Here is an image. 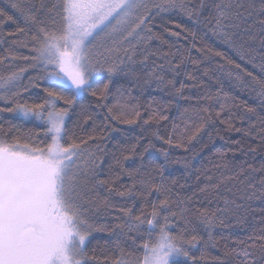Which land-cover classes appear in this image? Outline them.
<instances>
[{"label":"snow or ice","instance_id":"snow-or-ice-1","mask_svg":"<svg viewBox=\"0 0 264 264\" xmlns=\"http://www.w3.org/2000/svg\"><path fill=\"white\" fill-rule=\"evenodd\" d=\"M9 3L23 20L24 27H18L17 33L30 37V40L21 42L22 46L29 47V55L20 57L26 62L25 67L0 76V89H4L0 101L14 104L11 108L0 107V112L34 118L40 122L43 134L27 133L21 137L14 134L13 127L0 128V264H188L189 261L196 264L198 258L191 254V250L201 243L205 247L216 244L212 230L217 226L218 213L221 216L230 214L237 224L248 223L249 202L264 200V175L257 182L253 177L255 173L264 174V162L258 168L248 165L250 171L246 180L240 181L245 187L239 190L237 199H226L223 208L198 207L193 210L185 205L184 200L172 197L173 189L164 180L163 170L168 166L169 156L166 149H157L165 157L164 164L155 166L159 180L151 174L145 178L141 171L143 164L125 169L119 158L116 163L120 165V172L114 178L98 179L100 165L97 160L100 157L96 152L101 149L98 144L90 148L89 141L102 140L105 130L87 138L77 137L75 133L69 135L68 120L78 106L79 116L85 123L92 119L88 106L79 102L90 95L100 105L107 98L109 83L92 90L93 84L104 73H107L109 82L120 72L139 82L140 77L135 71H125L121 66L125 64L124 57L134 62L141 45L145 54L140 63L148 69L143 84L155 83L160 91L188 99L183 96V82L176 87V77L181 75L188 60L193 64L200 63L191 57V49L187 54L179 50L148 51L149 42L159 39L151 25L158 17L163 18V14L173 12H179L198 26L196 31H189L193 41L197 31L202 30L201 40L211 35L224 46L225 51H217L208 45H191L206 58L211 53L225 61L227 68L225 64H218L219 70L241 92L254 94L264 109V51H258L264 50V0H39V3L36 0H9ZM5 20L15 23L12 16L0 9V23ZM175 26L181 27L180 24ZM171 34L179 35L177 32ZM177 55L180 59L174 62ZM149 56L157 58L151 65L148 64ZM7 59L0 57V64ZM11 59L17 57L12 55ZM29 61L31 63H27ZM247 65L258 69V74L250 71ZM29 69L38 72L37 77L29 78L30 82L32 79H46L51 85L44 89L42 102L31 105L20 103L16 99L19 92L11 90ZM187 75L193 79L191 74ZM204 75H208L207 69ZM203 99L211 100L212 97ZM225 107L222 103L221 111ZM245 110L256 114L254 108L245 106ZM198 112L207 113V116L201 115V122L194 128L185 123L175 143L173 133L178 125H173V133L167 137L155 132L152 135L169 147H185V138L190 144L212 122L209 107H202ZM109 113H112L111 108ZM139 115L135 111V116ZM219 115L217 112L216 116ZM122 116L113 115L112 119L128 124L136 122L135 119L123 120ZM166 119L168 117L154 113L144 123ZM257 119L260 124L258 137L264 146V116L257 115ZM228 128L232 129L230 122ZM93 132L96 133L95 127ZM248 134L245 131V135ZM22 139L25 142H21ZM135 147L133 145V152ZM153 147L149 141L144 151ZM256 150V147L250 148L253 153ZM220 155L223 158V153ZM123 159L131 157L124 156ZM240 172L244 173L245 169L241 167ZM120 175H127L132 181L121 186L123 191L116 187ZM89 183L105 189L109 195L115 193L144 202L138 213L134 203L118 208L124 222L114 225L111 234L116 235L115 229H120L121 234L131 241V248L121 247L117 239L118 255L111 259L105 257L104 261L95 255V249L92 255L88 253L91 233L103 230L90 223L85 215L81 187ZM200 191L206 192L208 187ZM154 195L156 199L149 207V198ZM187 199L191 200V197ZM97 207L115 208L116 205H112L106 196ZM117 219L121 217L117 216ZM260 223L258 230L246 240L238 241L236 247L225 255L240 257L239 264L264 262V218ZM219 224L227 226L225 219H219ZM198 229L207 232V240L198 234ZM199 259H204L203 253Z\"/></svg>","mask_w":264,"mask_h":264},{"label":"trees","instance_id":"trees-1","mask_svg":"<svg viewBox=\"0 0 264 264\" xmlns=\"http://www.w3.org/2000/svg\"><path fill=\"white\" fill-rule=\"evenodd\" d=\"M36 3H39V0H36ZM0 9L15 20V23L12 20L0 23V57H8L4 63L0 64V76H7L26 66V62L20 57L29 55V47L22 46L21 42L30 40V37L17 33V28L24 27V24L19 13L11 8L9 0H0ZM176 24H180L181 27L177 28ZM151 26L159 39L149 42V52L157 50L177 52L179 50V52L187 54V50L191 49V57L200 61L199 64H193L191 60H188L182 67L181 75L176 77V87L179 88L180 83L183 82L185 85L183 96L188 99L175 97L167 91H160L155 83L143 84L144 73L148 69L140 63L145 54L144 46L141 45L133 58L134 62L128 61L127 57H124L125 64L121 66L125 71H135L140 77L139 82L136 78L125 75L124 72L117 73L109 82L107 73H104L103 77L97 79L93 84L92 90H97L103 87L104 83H109L107 98L100 105L97 104L96 98L90 95L81 100L79 103L88 106V114L92 119L85 123L83 117L79 116L78 106L76 113L70 114L71 118L68 120L69 135L75 133L77 137L87 138L89 135L99 133L101 129L105 130L102 140L89 141L90 148H94L98 144L101 149L96 152V155L100 157L97 160L100 165L98 179L114 178L120 172V165L116 163L119 158L125 169H134L143 164L144 167L141 171L145 178L151 174L159 180L155 166L164 164L165 157L157 149H166L169 153L168 166L163 170V177L173 189L172 197L184 200L185 205L193 210L198 207L223 208L226 199H237L239 190L245 187L240 181L246 180L248 171H250L248 165L251 164L258 168L264 162V146L261 145L258 137L260 124L257 119V115L264 116V109L260 107V101L255 98L254 94L241 92L225 73L219 70L218 64H225L227 68L225 61L211 53H208L206 58L205 55L197 52L196 48L191 47L192 43H195L196 47L208 45L217 51H225L224 46L211 35L201 40L202 30L197 31L196 40L193 41L189 31H196L198 26L194 25L186 16L179 12L163 14V18L158 17ZM172 32H177L179 35L174 36L171 34ZM13 33L15 35H10ZM258 51L264 50L258 49ZM12 55H15L17 59L12 60ZM156 59L155 56H149L148 64L151 65L152 61ZM179 59L180 57L177 55L174 62ZM157 62L160 61L157 60ZM247 67L250 71L258 74V69H253L251 65H247ZM205 69L208 70V75H204ZM187 74H191L193 79H189ZM37 75V70L29 69L22 79L12 86V91L19 92L16 99L20 103L27 102L31 105L42 102L45 95L44 89L51 85L46 79H32L30 82L29 78H35ZM168 76L171 78V73ZM3 92L4 89H0V93ZM205 96H211L212 99H203ZM222 103L226 105L223 111L220 109ZM245 106L254 108L256 114L247 112ZM0 107L11 108L14 107V104H4L0 101ZM202 107L210 108L212 122L206 125L197 139L190 144L185 138V147H169L152 135L155 132L160 136L167 137L169 133H173V125H178L179 127L173 133L175 143L185 123L191 124L194 128L201 122L199 119L201 115L207 116V113L198 112V109ZM109 108L112 109L111 114ZM185 109L188 111L185 112ZM135 111L140 113L138 117L135 116ZM217 112H220L219 117L216 116ZM154 113H160L168 119L158 122L149 121L145 124L144 122L149 120V117ZM120 114H123V120L135 119L136 122L128 124L112 119L113 115ZM77 121H79V126H77ZM221 121H225V123ZM228 122L232 124L231 130L228 128ZM253 124L256 125L255 128L250 127ZM10 127H13L15 135L21 137L27 133L33 135L39 133L41 136L43 134L40 122L34 118H25L19 113L0 112V128L8 129ZM94 127L96 133L93 132ZM236 128L241 131H235ZM245 131H248L249 134L245 135ZM149 141L154 147L145 152L144 148ZM21 142L25 141L22 139ZM133 145L136 146L134 152L132 151ZM251 147H256L255 153L250 151ZM221 153H223V158H221ZM124 156H130L131 159L124 160ZM172 161L178 162L172 163ZM110 166L111 170H109ZM241 167L245 169L244 173L240 172ZM261 175L264 174H253L254 182L259 181ZM131 183L132 181L127 175H120L116 180V187L123 191L124 188L121 186ZM211 185L217 187L212 188ZM206 186L208 191L201 192L200 189L206 188ZM81 195L83 207L86 210L85 215L89 222L95 227L103 229L91 233L88 243L89 255H92L93 249H95V255L101 261H104L105 257L114 258L115 255H118L117 239L120 240L121 247H125L126 250L130 249L131 241L121 234L120 229H115L116 235L111 234L114 225L124 222L118 208L134 203L135 211L138 213L144 202L140 199L120 197L115 193L109 195L105 189L96 188L94 183L82 186ZM106 196L112 205H116L115 208L97 207L99 201ZM189 197L191 200L187 199ZM155 199V195L149 198V207L150 202ZM249 203L248 223L245 225L237 224L230 214L221 216L218 213L217 226L212 230L216 244L215 246L208 244L205 247L201 243L192 249L191 254L198 258L196 264H239L240 257L226 256L225 252L236 247L238 241L246 240L254 230H258L261 227L260 221L264 218V200L256 199ZM117 216H120L121 219L118 220ZM219 219H225L227 226L220 225ZM177 230L174 229V231ZM198 234L207 240V232L203 229H198ZM202 253L204 259H199ZM188 264H191V261Z\"/></svg>","mask_w":264,"mask_h":264}]
</instances>
